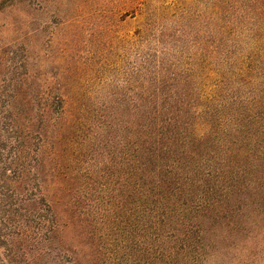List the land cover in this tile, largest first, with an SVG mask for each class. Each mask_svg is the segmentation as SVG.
Segmentation results:
<instances>
[{
    "label": "trees",
    "instance_id": "16d2710c",
    "mask_svg": "<svg viewBox=\"0 0 264 264\" xmlns=\"http://www.w3.org/2000/svg\"><path fill=\"white\" fill-rule=\"evenodd\" d=\"M124 1L153 58L141 66L147 90L102 122L124 133L117 194L111 186L105 207L92 204L86 185L45 169L51 122L70 113L60 97L40 110L1 89L0 264H264V0H208L212 29L165 0ZM197 35L207 41L199 63L169 64L173 44ZM214 64V85L199 87L196 70Z\"/></svg>",
    "mask_w": 264,
    "mask_h": 264
},
{
    "label": "rangeland",
    "instance_id": "374dc122",
    "mask_svg": "<svg viewBox=\"0 0 264 264\" xmlns=\"http://www.w3.org/2000/svg\"><path fill=\"white\" fill-rule=\"evenodd\" d=\"M207 1L165 0L163 4L195 12L212 29L213 21L203 15L213 8ZM133 6L124 0H14L0 10V90L18 89L17 106L56 108L60 97L70 113L78 104L97 108L96 117L77 119L68 112L51 122L50 142L42 148V156L45 169L60 171L70 187L86 185V199L92 194L89 200L94 204L98 199L101 207L110 196L109 187L117 194L124 135L119 126L111 130L102 122L115 115L124 117L125 107L147 90L149 73L141 66L148 69L153 58V49L140 47L137 41L140 17ZM205 27L201 22L199 28ZM196 37H181L173 44L169 64L185 69L191 62L199 63L207 41ZM241 52L245 51L236 49ZM215 70V64L197 69L198 86H213L215 81L206 75L215 76ZM232 93L229 90L225 96ZM8 100L7 95L0 102Z\"/></svg>",
    "mask_w": 264,
    "mask_h": 264
}]
</instances>
